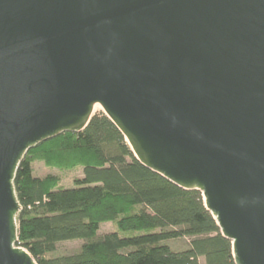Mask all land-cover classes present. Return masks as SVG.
I'll return each instance as SVG.
<instances>
[{"label": "water", "instance_id": "water-1", "mask_svg": "<svg viewBox=\"0 0 264 264\" xmlns=\"http://www.w3.org/2000/svg\"><path fill=\"white\" fill-rule=\"evenodd\" d=\"M104 114L148 169L200 191L236 264H264V0H0V264L26 154Z\"/></svg>", "mask_w": 264, "mask_h": 264}, {"label": "trees", "instance_id": "trees-1", "mask_svg": "<svg viewBox=\"0 0 264 264\" xmlns=\"http://www.w3.org/2000/svg\"><path fill=\"white\" fill-rule=\"evenodd\" d=\"M36 162L83 175L66 189L59 176L35 177ZM15 187L23 208L19 246L38 264H236L232 242L203 194L145 167L104 113L82 133H65L31 149ZM109 223L127 235H101ZM180 239L189 241L183 251L166 244ZM72 241L83 242L80 251L59 255L60 245Z\"/></svg>", "mask_w": 264, "mask_h": 264}, {"label": "rangeland", "instance_id": "rangeland-1", "mask_svg": "<svg viewBox=\"0 0 264 264\" xmlns=\"http://www.w3.org/2000/svg\"><path fill=\"white\" fill-rule=\"evenodd\" d=\"M99 113H104L101 106H99ZM34 167V175L35 177H46L48 175H54L59 176L62 178V186L66 189L74 188V180L76 178H80L83 175L82 170L76 171V172H62L60 170L49 168L42 162H36L33 165ZM114 232H120L117 225L115 223H109L102 226L100 234H110ZM122 236H125L127 234L121 233ZM169 245L174 251H183L188 248L189 241L187 239H180V240H174L166 243ZM83 242L82 241H72V242H66L60 245L59 247V255H70L75 254L82 248Z\"/></svg>", "mask_w": 264, "mask_h": 264}, {"label": "bare ground", "instance_id": "bare-ground-1", "mask_svg": "<svg viewBox=\"0 0 264 264\" xmlns=\"http://www.w3.org/2000/svg\"><path fill=\"white\" fill-rule=\"evenodd\" d=\"M99 111V106L96 107L95 112L97 113Z\"/></svg>", "mask_w": 264, "mask_h": 264}]
</instances>
